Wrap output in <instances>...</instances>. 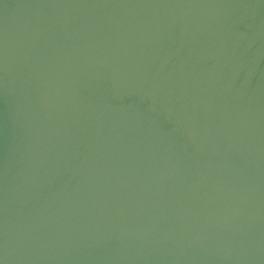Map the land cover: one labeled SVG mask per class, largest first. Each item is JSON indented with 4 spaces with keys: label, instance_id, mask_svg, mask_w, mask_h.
<instances>
[{
    "label": "water",
    "instance_id": "95a60500",
    "mask_svg": "<svg viewBox=\"0 0 264 264\" xmlns=\"http://www.w3.org/2000/svg\"><path fill=\"white\" fill-rule=\"evenodd\" d=\"M0 264H264V0H0Z\"/></svg>",
    "mask_w": 264,
    "mask_h": 264
}]
</instances>
